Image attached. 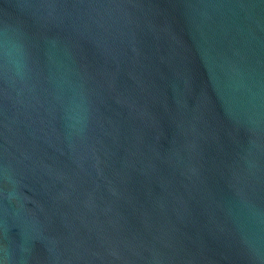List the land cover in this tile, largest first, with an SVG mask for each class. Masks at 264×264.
<instances>
[{"label":"water","instance_id":"water-1","mask_svg":"<svg viewBox=\"0 0 264 264\" xmlns=\"http://www.w3.org/2000/svg\"><path fill=\"white\" fill-rule=\"evenodd\" d=\"M0 264H264V0H0Z\"/></svg>","mask_w":264,"mask_h":264}]
</instances>
